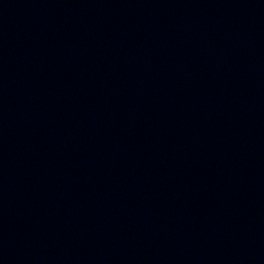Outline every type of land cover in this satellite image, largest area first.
<instances>
[{"label":"water","instance_id":"water-1","mask_svg":"<svg viewBox=\"0 0 264 264\" xmlns=\"http://www.w3.org/2000/svg\"><path fill=\"white\" fill-rule=\"evenodd\" d=\"M0 264H264V0H0Z\"/></svg>","mask_w":264,"mask_h":264}]
</instances>
